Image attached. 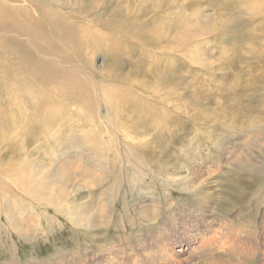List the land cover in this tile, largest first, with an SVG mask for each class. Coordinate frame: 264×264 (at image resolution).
<instances>
[{"label": "rangeland", "instance_id": "1", "mask_svg": "<svg viewBox=\"0 0 264 264\" xmlns=\"http://www.w3.org/2000/svg\"><path fill=\"white\" fill-rule=\"evenodd\" d=\"M79 2L91 15L87 19L94 32L90 47L83 41L84 62L105 72L112 59L123 51L122 56L116 57L121 65L114 68L115 72L122 71L130 75V82L148 87L144 93L138 90L139 85L120 84L124 93L129 90V98H123L133 99V93L137 97L144 95L149 102L181 113L188 121V133L179 132L183 137L172 144L171 136L155 133L150 126L138 138L125 131H116L112 136L99 113L96 96L89 101L90 109L83 108L85 102L79 101L75 114L67 110L66 123L77 119L73 129L65 126L56 131L55 125L49 140L39 138L27 143L24 140L27 124L13 122L7 142L11 141L16 149L0 150V264H133L132 260L136 261L138 256L155 253L157 246L150 244L152 239L145 244L144 240L161 227L168 212L183 220L178 227H189L192 214L196 216L202 208L204 221L210 214L216 222H227L220 225L221 230L234 226L248 231L255 224L261 225L264 14L256 13L255 9L264 0H181L166 6L162 0ZM186 30L194 33V37L186 38ZM183 36L187 39L188 54L171 44L173 40L181 43L185 40ZM10 105L4 104L0 110L13 109L22 116L26 113L21 106ZM120 111L125 114L126 108L122 106ZM132 111L130 118L135 121ZM106 113L111 126L115 121L118 123L115 115ZM9 121L4 118L3 124ZM203 126V130L199 129ZM193 127L199 129L197 136L191 131ZM192 142L199 147L192 152L204 155L207 161L204 165L209 167H204L203 182L204 189L212 194L207 203L199 204V197L196 200L194 192L198 186L185 187L188 177L185 170L191 158L185 157L184 152ZM141 149L158 152L159 161L171 163L172 169L163 175H150L141 182L138 168L134 170L128 163L133 155L148 160L147 153L140 154ZM226 149L230 150L228 158L223 155ZM180 159L186 161L184 169L178 167L176 161ZM134 174L137 185L133 188ZM224 194L226 198L222 197ZM144 203L163 207L161 218L154 220L144 215L143 220ZM220 206L222 212L218 211ZM139 243L150 245L142 247ZM137 248L139 255L132 252ZM218 254L220 251L205 250L198 238L197 243L179 252L175 264H246L225 251L220 261ZM209 258L218 260L211 262ZM143 263L163 264L158 257Z\"/></svg>", "mask_w": 264, "mask_h": 264}, {"label": "bare ground", "instance_id": "2", "mask_svg": "<svg viewBox=\"0 0 264 264\" xmlns=\"http://www.w3.org/2000/svg\"><path fill=\"white\" fill-rule=\"evenodd\" d=\"M180 1L181 0H162V3L166 6L168 4L173 5ZM80 5L81 3L79 0H0V109L4 104L10 105L14 103L26 110L24 116H22L20 112L13 111V109L4 110V112L1 111L2 109L0 110V150H3L5 147L6 149L9 147L13 148V150L16 149V146L11 144V141L7 142L9 132L11 128H13V122H16V125L17 123L19 125L22 123L27 124L25 129L28 132L25 133L26 135L24 138L27 143L30 142V140L33 141L39 138L49 140L52 138L49 136V133L53 130L55 125L56 131L67 128L65 126H69V128L71 127V129H73V123L77 122V119H74L73 123H66L65 112L67 110L69 113L75 114L77 112L76 109H78L77 102L79 101L85 102L83 108L90 109L88 106L89 101L92 100V97L95 99V96L96 104L99 107V109H97L101 117L106 120L107 128L112 136L116 131H125L129 133V135L138 138V136L141 137V134H144L145 131L148 132L150 127H154L155 133H162L166 138L171 136V144L172 142H176L179 137L182 138L183 135L178 133L181 131L183 133H185V131L188 133V129H186L188 121L184 119V116L180 115L181 113L177 114L172 112L173 110L171 111L168 107L169 110L166 109L165 106H161L162 104L149 102L146 100L147 98H144V95H142L143 97H137L136 93H133L132 90L131 92L135 94V96H132L133 99L123 98V96L128 97L129 90L124 93V89L120 87L121 85H139L137 87L138 90L144 93L148 91V87L141 84V82H130V75L124 74L122 71L120 73L115 72L114 68L121 65V60H117L116 57L122 56L123 51L112 59L111 65L107 67L108 70H105V72L96 69L90 64L87 65L84 62V56L81 53L85 48L83 41L90 47L91 44H93V40L91 39L94 32L87 19L88 17L91 18V15L87 13L88 10L83 9ZM255 10L258 14H264V4L259 5ZM201 29H204V27H201ZM161 34L163 35L164 32L162 31ZM186 34V38L194 37V33L189 30ZM186 38L184 37L185 40L181 43L177 40H173L171 44H175L176 48L183 51L184 54H188L189 51ZM159 42H161V39L157 44H159ZM179 69L180 67L178 70ZM172 72L173 71H171V73ZM104 76H107L106 79H104ZM197 83L196 80V84ZM100 94H104L106 97H102L103 99L97 97ZM91 103L95 104L93 101ZM169 104L170 103H166L167 106ZM170 105H172V102ZM69 106H71V108H69ZM122 106L126 108L125 114L120 111ZM103 107L106 108V112L109 111L112 115L116 116L118 123L116 124L115 121L114 125V120L112 121V126L114 128L109 124V113L102 112ZM72 108H75V111H73ZM178 108L179 107H177V109ZM131 110H133L132 113L135 114V121L130 118ZM186 113L182 114L185 115ZM133 115L132 117H134ZM156 117H160L161 119L159 118L160 120H156ZM4 118L7 120L9 118L10 124H3ZM125 118L128 120H125ZM79 121L81 122L84 120L80 119ZM253 122L255 123V121ZM199 129L203 130L204 126ZM199 129L193 127L191 131L197 136ZM214 130H218V128ZM35 133H37V135ZM174 133L177 134L172 139ZM12 134H14V132ZM94 139L96 138L94 137ZM111 139L114 140V138ZM91 142L92 144L89 143L93 145V141ZM95 143H97V141ZM204 143L205 142H203V144ZM207 144L208 142L205 143V145ZM212 144H214V142H212ZM73 146L74 144L72 147ZM146 147L148 148V145H146ZM188 147V151L185 150L184 156L191 158V160L188 161L187 168L191 170L192 176L190 177L191 173L188 169L185 170L188 172L185 187L193 188L194 186H198L196 192H194V195L197 196L196 200L199 197V204L204 201L207 203L212 198L211 192L207 189L205 190L203 186L206 172L204 170L206 165L204 164H206L207 161H204V155L198 156V152H192V150L199 148L198 144L192 142ZM216 149L219 150L217 147ZM223 149H220L221 153L224 152ZM144 152L147 153L148 160L138 155H133V157L128 160V163L133 165V169L135 168L134 170L138 168V180L140 178L141 182L144 183L145 181H142V179L150 177V175H163L168 173V170L172 169V165L170 166L171 163L159 161V158H157V156H159L158 152L148 153L149 151L147 149L140 150V154ZM136 153L139 152L137 151ZM223 155L225 158H228L230 150L226 149ZM176 162L179 164V168L184 169L186 161L182 162L180 159V161L178 160ZM174 167L177 166L175 165ZM126 172L128 171L126 170ZM135 174L132 180L133 188L137 185ZM239 180L240 179H237L238 182ZM222 197L226 198V194ZM156 205L144 203V205L141 206L143 220L144 215H147L150 219L154 218V220L161 218L164 208ZM221 208L222 206L218 208V211L222 212ZM151 210L152 212H150ZM203 213L204 208L197 213V217L192 214L189 227H178L183 220L178 217L175 218L172 213L168 212L165 218H163L165 222L160 225L161 227H158L148 239L145 238V242L143 241L145 244L149 239H152L150 244L154 243L157 246V249L154 250L155 253L150 252L138 256L136 261L132 260L133 264H145L143 263L144 260L150 263L157 259V257L163 264H175L179 252L186 251L191 243H197L198 238H201L205 250L214 249L218 252L220 251V254H218L220 261L224 259L225 251L228 255L234 254L238 261L242 260L246 262V264H264V216L261 225L255 224V226H252L251 230L248 231H246V229L235 228L234 226L232 228L226 226L221 230L220 225H223L222 223L226 225V221L221 220L220 222H216L214 218L211 219L209 217L210 214L206 215L204 221ZM223 214H226V211H224ZM177 218L178 220H176ZM199 221L203 223H198ZM177 229H180V231L177 232ZM202 233H204V235H201ZM137 244L136 246L134 245L132 249L137 247ZM144 244L140 245H142V247H149L150 245ZM174 244H176L175 250ZM138 249L139 248L132 252L139 255ZM209 260L214 262L218 259L209 258Z\"/></svg>", "mask_w": 264, "mask_h": 264}]
</instances>
